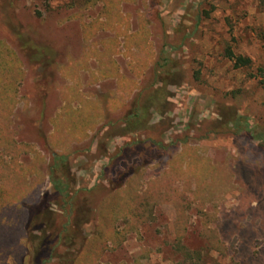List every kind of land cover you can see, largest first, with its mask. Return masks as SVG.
Masks as SVG:
<instances>
[{
  "label": "rangeland",
  "instance_id": "1",
  "mask_svg": "<svg viewBox=\"0 0 264 264\" xmlns=\"http://www.w3.org/2000/svg\"><path fill=\"white\" fill-rule=\"evenodd\" d=\"M0 44V264H264V0H0Z\"/></svg>",
  "mask_w": 264,
  "mask_h": 264
},
{
  "label": "trees",
  "instance_id": "2",
  "mask_svg": "<svg viewBox=\"0 0 264 264\" xmlns=\"http://www.w3.org/2000/svg\"><path fill=\"white\" fill-rule=\"evenodd\" d=\"M36 56H37L36 58H33V56H31L32 60L39 61V59H41L42 56H47V54L44 53L43 55L42 53H37ZM231 57L233 58V56ZM17 61L18 60L15 54L11 50H9V48H7L5 44L3 45L0 44V149L2 153L8 156L9 155L11 156L12 152L18 148V144H16L12 140V130H11V124H12L11 117L13 115V110L15 108V103H16V89H17L16 82L19 78L22 77V73L20 72V69L17 70L16 68ZM250 64L251 62L247 58L235 57V66L237 68L248 67L250 66ZM257 72L264 80V68L263 67L258 68ZM140 122L141 120L139 119L138 112H135L132 115L129 114L125 120L126 124H129V123L138 124ZM0 161H1V156H0ZM134 175H135L134 173L130 174V177H134ZM10 180H11V176L4 174L0 166V211L2 210V212L7 207L11 206L12 203L17 198L15 191L9 185ZM126 190L128 191L127 187L124 186L123 189L120 187L119 189L115 190V193L118 194L117 196H119V194L121 193L125 194ZM107 202H108V197L106 198L104 203L107 204ZM76 206H79L78 203ZM132 208L128 207L125 210L126 212H124L122 216L123 218H128V216L132 215L131 221L133 223L134 222L142 223L143 218L145 217V214H148L150 212L149 205L147 204V202L144 203L143 201L139 202L138 205L136 206L134 205ZM77 210H81V208L78 209L77 207L76 209H74V203L72 202V211L77 212V214L80 215V212ZM30 211H29L30 215H32V210L30 209ZM0 218H1V212H0ZM33 218L34 217H32L31 222L35 224L37 220ZM76 219L79 220V217H77ZM134 220H137V221H134ZM5 226L6 225H4L3 223H0V227H3V228H0V230L9 231V229L6 228ZM102 226L103 224L101 225V227ZM9 236L10 234L5 236V239L7 240H5L4 246H7L12 242L13 236L10 238ZM94 238H96L99 241V238H100L99 234H95ZM113 240L120 242L121 239H116V235H115V239L113 238ZM39 249L40 247L35 246V249H34L35 256H37ZM81 253L80 254L78 253L76 257H74V259H72L70 262L73 264H93L95 263L91 259H87L86 261V256H87L86 251L83 252L82 254Z\"/></svg>",
  "mask_w": 264,
  "mask_h": 264
}]
</instances>
